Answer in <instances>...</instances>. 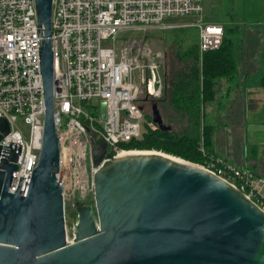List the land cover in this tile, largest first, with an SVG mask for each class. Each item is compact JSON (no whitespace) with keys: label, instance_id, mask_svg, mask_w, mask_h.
Segmentation results:
<instances>
[{"label":"water","instance_id":"water-1","mask_svg":"<svg viewBox=\"0 0 264 264\" xmlns=\"http://www.w3.org/2000/svg\"><path fill=\"white\" fill-rule=\"evenodd\" d=\"M44 118L36 167L26 188L9 192L20 147L0 146V264H264V212L197 164L157 153L104 160L91 137L93 205L78 202L73 241L57 181L59 144L53 111L52 0H34ZM151 122L169 130L156 104ZM105 103L100 118L105 119ZM9 132L0 119V141Z\"/></svg>","mask_w":264,"mask_h":264},{"label":"built area","instance_id":"built-area-1","mask_svg":"<svg viewBox=\"0 0 264 264\" xmlns=\"http://www.w3.org/2000/svg\"><path fill=\"white\" fill-rule=\"evenodd\" d=\"M201 13L202 0H52L53 111L59 144L56 178L62 188L63 211H75L87 191L93 196L95 169L88 130L101 134L107 145L104 160H110L124 151L121 144L141 137V126L157 128L145 122L140 101L162 95V55L147 48L143 38L117 39L125 31L167 30L175 25L168 18ZM192 26L197 29L200 54L221 45V25L201 20ZM43 40L34 0H0V119L9 125L0 146L20 147L11 193L19 182L27 187L39 157ZM92 100L98 101L97 106ZM101 102L105 119L100 118ZM198 166L231 184L264 212L263 176L219 158Z\"/></svg>","mask_w":264,"mask_h":264},{"label":"trees","instance_id":"trees-1","mask_svg":"<svg viewBox=\"0 0 264 264\" xmlns=\"http://www.w3.org/2000/svg\"><path fill=\"white\" fill-rule=\"evenodd\" d=\"M170 32L178 38L174 40L178 44L176 58L173 59L175 65L164 67L162 95L153 101L159 113L160 105L162 122L167 120L168 125L163 124L170 129H146L140 138L120 147L124 150L162 151L201 165L216 158L211 139L213 127L204 121V107L214 100L217 83L236 75L234 38L238 35V29L223 27L221 45L201 54L197 43L183 49L185 29ZM261 87L264 88V75ZM171 123L180 125L179 130L174 131Z\"/></svg>","mask_w":264,"mask_h":264},{"label":"crops","instance_id":"crops-1","mask_svg":"<svg viewBox=\"0 0 264 264\" xmlns=\"http://www.w3.org/2000/svg\"><path fill=\"white\" fill-rule=\"evenodd\" d=\"M199 17L206 23L238 29L234 38L236 75L230 80L221 79L214 100L204 107L208 111L207 124L213 127L214 154L224 162L264 176L261 169L264 154V88L261 87L264 75V0H202ZM228 106L230 115L237 117L241 125L237 138L238 155L232 152L234 150L223 148L229 146L231 138L215 125L218 118H225ZM249 124L259 129L248 132Z\"/></svg>","mask_w":264,"mask_h":264},{"label":"rangeland","instance_id":"rangeland-1","mask_svg":"<svg viewBox=\"0 0 264 264\" xmlns=\"http://www.w3.org/2000/svg\"><path fill=\"white\" fill-rule=\"evenodd\" d=\"M168 22L175 24L173 28L167 29V30H147L146 32H142L140 30H134V31H125L124 33L121 34V37L117 39V42L125 41V40H132V39H142L143 43L145 46L149 49H151L154 52H159L162 55L163 58V71L164 67H166L168 64H174L175 61L173 59L176 58V51H177V46L178 44L174 42V40L178 39L176 35H171L170 31H173L174 29H185L186 34H185V43L183 46V49L187 47V45L197 43L198 44V37L196 36L197 29L192 26V23L194 22H200L201 19L199 15H191V16H184V17H170L167 19ZM170 30V31H168ZM154 100H144V98H141V106L144 109V120L146 123L151 121V105L153 104ZM91 104L93 106H97L98 101L97 100H92ZM158 105V104H157ZM160 105H158V109L160 113L162 112V109L160 110ZM204 121L208 123V111L206 108H204ZM230 107H226V112H225V118H218L217 124H215L219 129L228 134V137L231 138V140L228 141L229 146H223V148L234 150L232 151L234 154L238 155L240 152V148L238 146V136L241 133V125L237 122V117H233L230 115ZM159 113V114H160ZM161 117V116H160ZM165 117V116H164ZM164 120V119H163ZM164 124L168 125L167 120L163 121ZM187 123V122H186ZM172 128L174 131H178L180 125H177L176 123H171ZM223 125H227L224 127ZM257 126H251L250 124L247 126L248 132L253 131L254 129H259L256 128ZM144 126H141L140 131L144 132ZM225 143V142H223ZM201 149V147H200ZM124 150V149H122ZM135 151H148V150H138L134 149ZM133 149H127L124 150L126 151H134ZM149 151H157V150H149ZM163 154H167L162 151H157ZM171 155V154H168ZM173 156V155H171ZM176 158V156H173ZM217 158V156L215 155ZM177 159H181L183 161H186L189 164H195L191 161L182 159L180 157H177ZM234 164H237L234 162ZM261 169L262 173L264 174V154L261 156ZM260 174V173H259ZM261 175V174H260ZM264 177V176H263ZM82 201H79L80 203L84 205H93V196L91 192H86L83 194V197H81ZM64 221H65V227L67 230V237L68 241L71 242L73 240V227L76 222V213L72 209H65L64 211Z\"/></svg>","mask_w":264,"mask_h":264},{"label":"bare ground","instance_id":"bare-ground-1","mask_svg":"<svg viewBox=\"0 0 264 264\" xmlns=\"http://www.w3.org/2000/svg\"><path fill=\"white\" fill-rule=\"evenodd\" d=\"M141 154V153H150V154H152V153H157V154H161V155H163V156H166V157H168V158H171V159H173V160H176V161H179V162H183V163H186V161H183V160H181V159H177V158H175V157H172V156H170V155H167V154H163V153H160V152H156V151H123V152H121L120 153V155L119 156H124V155H128V154ZM188 164V163H187Z\"/></svg>","mask_w":264,"mask_h":264}]
</instances>
